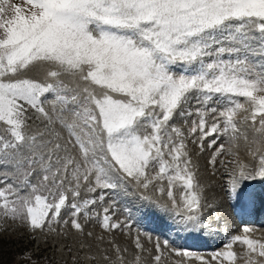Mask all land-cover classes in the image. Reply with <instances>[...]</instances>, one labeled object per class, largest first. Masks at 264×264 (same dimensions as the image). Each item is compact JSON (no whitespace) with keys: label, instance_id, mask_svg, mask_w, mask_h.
<instances>
[{"label":"snow or ice","instance_id":"6c2138e0","mask_svg":"<svg viewBox=\"0 0 264 264\" xmlns=\"http://www.w3.org/2000/svg\"><path fill=\"white\" fill-rule=\"evenodd\" d=\"M205 140L215 146L209 164L233 158L229 197L250 203L245 182L264 181V0H0V231L11 221L46 243L70 228L90 249L88 238L104 236L88 224L122 227L97 204L129 186L149 202L144 192L166 191L170 204L157 207L173 211L177 227L198 228L204 194L189 142L203 151ZM108 243L115 258L104 250L103 259L125 264L127 248ZM236 244L246 248L239 257L264 264V243L247 235L211 260L235 264ZM134 245L147 251L138 236Z\"/></svg>","mask_w":264,"mask_h":264},{"label":"rangeland","instance_id":"374dc122","mask_svg":"<svg viewBox=\"0 0 264 264\" xmlns=\"http://www.w3.org/2000/svg\"><path fill=\"white\" fill-rule=\"evenodd\" d=\"M194 106L193 102V108ZM214 106L218 107V110L222 108V105ZM244 115L246 113L241 111L237 116L238 126L241 131L247 130L249 138H251V130L245 123L240 122ZM195 119H197L195 115L190 117L189 123L185 124V129L190 127L191 120ZM203 143L204 150L201 151L196 144L189 142V150L198 168V178L204 194V199L201 202L204 206L201 209L200 227L181 229L176 226L178 218L173 211L165 212L157 207V203L170 204L166 191L163 195L151 189L144 192V195L152 197V201L149 202L141 199L142 190L129 186L127 195L122 191L119 194L109 192L105 200L97 204L96 212L103 215V209L109 208L112 221L121 222L122 227L107 233L103 232L95 221L88 224L85 228L86 232L93 231L94 236H104L103 241L88 238L86 243L92 246L90 249L79 248V237L70 228L67 229L69 232L67 238L63 235L59 237L50 235L45 243L43 233H38L35 239H32L31 234L21 228L19 224L5 221L8 230L0 231V264H109V261L103 259L104 250H107L106 254L113 258H115V252L112 250V244L108 241H113L121 249L127 248V252L123 253L125 264H135L137 255L141 256L140 264H156L153 257L156 255L155 246L157 243L160 244L163 253L159 264H176L178 261L181 264H202L195 258L183 257L184 250L203 256L206 261H209V264H216L211 260V255L217 251H224L225 243L236 235H247L252 240L264 243V196L253 197L254 200L259 198L263 204L262 208L254 213L255 222L240 223L235 213L237 208L234 207L238 200L230 198L227 192V182L234 167L229 161L233 158L228 155L218 156L217 163L213 166L209 164V159L214 153L215 146L209 148L208 140ZM237 143L240 158L244 162L251 161L247 155L248 146L243 138L239 139ZM225 147L228 145L225 144ZM252 162L256 163V161ZM259 186L264 195V181ZM183 191L179 186L173 188V196L177 203L181 204V207ZM257 191L255 190L253 193ZM124 225H128V227H124ZM245 227L250 229L248 233L243 232ZM137 236L147 251L138 252L134 245ZM165 240L169 242L168 248L164 247ZM200 245L205 247H200ZM68 246L72 247V252H68ZM173 250L180 251L181 255H176ZM232 250L238 254V257L239 254L246 252V248L239 244L234 245ZM74 255L76 256L75 261H73ZM92 255L97 258L95 260L87 258ZM257 259L260 258L257 257ZM223 264H227V262H223ZM235 264H251V256L239 257Z\"/></svg>","mask_w":264,"mask_h":264},{"label":"bare ground","instance_id":"6f19581e","mask_svg":"<svg viewBox=\"0 0 264 264\" xmlns=\"http://www.w3.org/2000/svg\"><path fill=\"white\" fill-rule=\"evenodd\" d=\"M178 69V68H177ZM263 183V181H261L260 179L259 180H254V181H247V182H245V185H244V187H245V189L247 188V190L249 189V190H253V187H255L254 189L255 190H258V188H257V186L258 185H261ZM254 190V191H255ZM264 191V190H263ZM252 194H255V193H253L252 192ZM259 197V196H258ZM257 198V197H256ZM256 202V201H255ZM254 202V203H255ZM242 207H244L243 208V213H249L250 211H251V208L249 207V206H242ZM247 207H248V209H247ZM259 206H257V208H258ZM253 221V219H251V218H248V217H241V220H240V222H242V223H250V222H252ZM200 247H203V246H201L200 245Z\"/></svg>","mask_w":264,"mask_h":264}]
</instances>
